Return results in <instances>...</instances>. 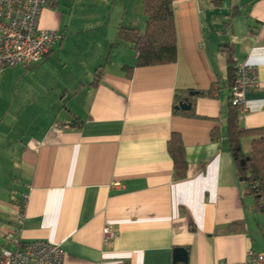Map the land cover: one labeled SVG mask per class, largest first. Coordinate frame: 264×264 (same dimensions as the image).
Listing matches in <instances>:
<instances>
[{
	"label": "crops",
	"instance_id": "0c3cea01",
	"mask_svg": "<svg viewBox=\"0 0 264 264\" xmlns=\"http://www.w3.org/2000/svg\"><path fill=\"white\" fill-rule=\"evenodd\" d=\"M172 6L176 61L130 76L124 67L137 54L117 32L145 29L142 0H57L42 10L39 28L60 39L36 66L55 64L69 77L47 121L0 128V253L17 249L12 239L59 245L63 264H182L176 248L185 264H243L264 253V214L244 195L226 139L231 95L219 52L231 46L232 58L256 67L239 126L263 128L264 0ZM185 100L190 109L176 110ZM173 133L187 162L179 180ZM105 227L115 232L108 243Z\"/></svg>",
	"mask_w": 264,
	"mask_h": 264
},
{
	"label": "trees",
	"instance_id": "16d2710c",
	"mask_svg": "<svg viewBox=\"0 0 264 264\" xmlns=\"http://www.w3.org/2000/svg\"><path fill=\"white\" fill-rule=\"evenodd\" d=\"M174 1L142 0L145 29L143 31L138 28L118 29L117 37L130 43L132 50L137 54L135 64L124 67L128 76L136 67L170 64L176 61L177 47L172 6ZM210 4L213 7H219L221 0H210ZM234 14L231 12L229 16ZM219 52L224 56L228 85L231 88L234 79L231 64L234 52L232 47L228 45L220 46ZM102 73L103 66L95 70L91 86L94 87L99 83ZM238 115V109L229 103L226 114V139L237 174L246 182L244 195L253 198L254 208L264 214V127L243 130L239 126ZM244 138H250L248 152L242 149L241 142ZM168 152L173 160L174 179H183L187 170V162L179 134L173 133L171 135L168 141ZM239 226L243 227V223H240ZM22 245L23 243L18 242L17 249Z\"/></svg>",
	"mask_w": 264,
	"mask_h": 264
},
{
	"label": "built area",
	"instance_id": "2783aa9c",
	"mask_svg": "<svg viewBox=\"0 0 264 264\" xmlns=\"http://www.w3.org/2000/svg\"><path fill=\"white\" fill-rule=\"evenodd\" d=\"M56 5L57 0H0V70L12 66L34 67L53 51L60 35L56 31L39 28V16L43 9ZM231 64L234 79L230 103L241 114L245 111L247 92L258 85V74L255 66L237 58H232ZM22 202L26 203L25 196ZM102 234L107 243L115 237V232L108 227L103 228ZM12 240L18 243L16 239ZM64 258L61 246L31 241L19 249H3L0 264H63ZM243 264H264V253L254 256L250 252Z\"/></svg>",
	"mask_w": 264,
	"mask_h": 264
},
{
	"label": "rangeland",
	"instance_id": "374dc122",
	"mask_svg": "<svg viewBox=\"0 0 264 264\" xmlns=\"http://www.w3.org/2000/svg\"><path fill=\"white\" fill-rule=\"evenodd\" d=\"M41 67L42 65L31 68L12 66L1 70L0 120L3 125L0 128L15 126L21 131L32 126L33 121L34 126L44 123L55 113L53 105L59 103L58 99L62 94L60 85L69 75L67 70L57 69L55 64ZM243 140L246 146L249 140Z\"/></svg>",
	"mask_w": 264,
	"mask_h": 264
},
{
	"label": "water",
	"instance_id": "95a60500",
	"mask_svg": "<svg viewBox=\"0 0 264 264\" xmlns=\"http://www.w3.org/2000/svg\"><path fill=\"white\" fill-rule=\"evenodd\" d=\"M175 109H180V110H189L190 109V104L187 100L179 102L178 105L175 107ZM243 164V162H242ZM187 260V252L183 248H176L174 250V262L176 263H182L185 264Z\"/></svg>",
	"mask_w": 264,
	"mask_h": 264
}]
</instances>
